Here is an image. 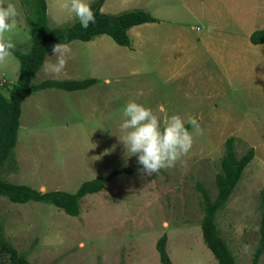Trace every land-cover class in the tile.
<instances>
[{"label": "rangeland", "instance_id": "obj_1", "mask_svg": "<svg viewBox=\"0 0 264 264\" xmlns=\"http://www.w3.org/2000/svg\"><path fill=\"white\" fill-rule=\"evenodd\" d=\"M95 1L87 0L90 6ZM9 2L18 15L16 29L4 34L14 45L0 62L6 96L20 74L12 52L30 48L27 7L21 0ZM46 2L49 26L74 22L61 7L66 0ZM137 9L157 20L131 28L130 47L105 35L73 41L60 74L40 69L34 84L88 78L98 83L74 92L44 89L26 98L15 161L0 176L41 192L73 193L83 182L133 166L136 157H127L118 139L119 110L130 99L161 121L177 114L188 125L196 118L201 131L193 134L191 149L157 175L119 174L81 200L77 217L51 204L0 197L4 236L32 264H162L156 244L164 235L172 264H218L202 236L201 189L215 199L225 143L233 137L238 158L250 148L254 157L216 220L236 263L252 264L264 198V44L254 45L249 37L264 28V0H105L101 12ZM46 61H55L52 52ZM258 264H264V253Z\"/></svg>", "mask_w": 264, "mask_h": 264}, {"label": "trees", "instance_id": "obj_2", "mask_svg": "<svg viewBox=\"0 0 264 264\" xmlns=\"http://www.w3.org/2000/svg\"><path fill=\"white\" fill-rule=\"evenodd\" d=\"M27 7L26 26L30 30V48L24 53L14 50L12 53L20 65L19 78L12 85L9 95L3 94L0 88V172L5 164L15 161V148L18 142L22 104L26 98L44 89H58L68 92L85 90L96 84L94 78L82 80H45L32 83L46 61L47 55L56 43L69 44L73 41L90 42L99 36H108L122 47H130L129 30L146 23H155L154 17L144 9L124 11L117 15L101 12L105 0H96L91 4L95 23H90L87 29H82L77 21L70 26L51 27L48 25L46 0H21ZM254 45L264 44V28L255 30L250 35ZM189 130L191 125H185ZM233 137L225 143V155L221 160V172L216 175L215 185L217 195L212 200L207 191L201 189L204 217L201 221V231L205 245L212 252L218 264H237L227 242L221 236L217 225V214L222 210L241 180L244 170L254 157L253 149L238 158L234 151ZM139 165L114 170L108 175L83 182L73 192L50 190L41 192L29 185L15 184L0 176V197L10 202L24 204L27 202L46 203L55 206L70 216H79L80 202L87 195L100 193L108 182L119 174H133ZM259 227L258 243L253 254L252 264H258L264 253V198ZM167 236L160 238L156 244L162 264H172L166 250ZM0 257L6 264H32L25 254L18 253L14 246L5 238L4 229L0 223Z\"/></svg>", "mask_w": 264, "mask_h": 264}, {"label": "clouds", "instance_id": "obj_3", "mask_svg": "<svg viewBox=\"0 0 264 264\" xmlns=\"http://www.w3.org/2000/svg\"><path fill=\"white\" fill-rule=\"evenodd\" d=\"M69 16L77 21L82 29H87L90 23H95L93 11L87 0H66L61 5ZM18 11L14 3L4 0L0 3V62L11 56L14 45L4 34L16 29L15 17ZM211 31L212 27L209 26ZM54 62L45 61L43 71L52 75L62 72L70 49L66 44L56 43L51 48ZM105 84L111 81L107 78ZM121 122L119 128L122 135L118 138L124 145L127 157L135 156L138 174L152 176L161 169L171 168L187 154L193 144V134H199L201 129L196 118H190V132L184 121L177 114H172L166 120H158L151 109L135 100L126 101L121 107Z\"/></svg>", "mask_w": 264, "mask_h": 264}, {"label": "crops", "instance_id": "obj_4", "mask_svg": "<svg viewBox=\"0 0 264 264\" xmlns=\"http://www.w3.org/2000/svg\"><path fill=\"white\" fill-rule=\"evenodd\" d=\"M105 3V2H104ZM104 5V4H103ZM103 7V6H102ZM156 19V18H155ZM157 20V19H156ZM251 35V34H250ZM250 38V37H249ZM89 79V78H88ZM94 79H96V78H94ZM97 80V79H96ZM98 83V80H97V82H96V84ZM95 85V84H94ZM86 90V89H85Z\"/></svg>", "mask_w": 264, "mask_h": 264}]
</instances>
